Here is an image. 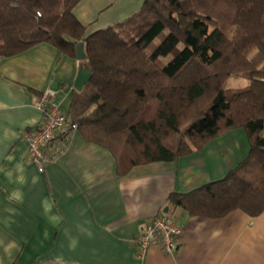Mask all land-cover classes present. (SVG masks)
<instances>
[{
	"label": "trees",
	"instance_id": "trees-1",
	"mask_svg": "<svg viewBox=\"0 0 264 264\" xmlns=\"http://www.w3.org/2000/svg\"><path fill=\"white\" fill-rule=\"evenodd\" d=\"M80 1L0 0V57L42 42L77 57L84 42L81 62L93 77L69 117L120 167L175 161L244 129L250 153L238 166L169 200L194 214L262 213L264 0H145L135 14L91 33L74 12ZM232 75L250 84L228 88Z\"/></svg>",
	"mask_w": 264,
	"mask_h": 264
},
{
	"label": "crops",
	"instance_id": "crops-1",
	"mask_svg": "<svg viewBox=\"0 0 264 264\" xmlns=\"http://www.w3.org/2000/svg\"><path fill=\"white\" fill-rule=\"evenodd\" d=\"M144 1L82 0L74 12L91 33ZM81 61L47 42L0 57V264H264V211L194 214L169 200L238 166L250 153L242 128L175 161L131 168L78 129L61 160L40 171L27 137L43 120L38 99L51 92L70 116ZM161 212L182 226L179 248L152 244L141 256L138 236Z\"/></svg>",
	"mask_w": 264,
	"mask_h": 264
},
{
	"label": "built area",
	"instance_id": "built-area-1",
	"mask_svg": "<svg viewBox=\"0 0 264 264\" xmlns=\"http://www.w3.org/2000/svg\"><path fill=\"white\" fill-rule=\"evenodd\" d=\"M38 105L43 112V120L38 128L27 133V137L30 157L39 163L40 171H45L48 165L57 164L67 153L78 124L55 102L51 92H45L38 99ZM181 232L182 226L161 212L145 224L138 236L140 255L144 256L152 244L162 245L169 253L176 252Z\"/></svg>",
	"mask_w": 264,
	"mask_h": 264
},
{
	"label": "water",
	"instance_id": "water-1",
	"mask_svg": "<svg viewBox=\"0 0 264 264\" xmlns=\"http://www.w3.org/2000/svg\"><path fill=\"white\" fill-rule=\"evenodd\" d=\"M77 57L80 60H85L87 58L84 42L79 43L77 46ZM92 77H93L92 69L90 67L82 66L78 72V76L75 81L76 89L82 91L83 88L90 82Z\"/></svg>",
	"mask_w": 264,
	"mask_h": 264
},
{
	"label": "rangeland",
	"instance_id": "rangeland-1",
	"mask_svg": "<svg viewBox=\"0 0 264 264\" xmlns=\"http://www.w3.org/2000/svg\"><path fill=\"white\" fill-rule=\"evenodd\" d=\"M245 82H250V80L248 78L241 76V75H232L226 81V87H228V88H241V87H244ZM233 130H235V129H233Z\"/></svg>",
	"mask_w": 264,
	"mask_h": 264
},
{
	"label": "clouds",
	"instance_id": "clouds-1",
	"mask_svg": "<svg viewBox=\"0 0 264 264\" xmlns=\"http://www.w3.org/2000/svg\"><path fill=\"white\" fill-rule=\"evenodd\" d=\"M250 84V82H245L244 87H247Z\"/></svg>",
	"mask_w": 264,
	"mask_h": 264
}]
</instances>
